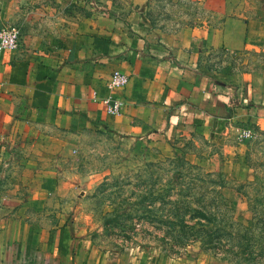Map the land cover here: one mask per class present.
I'll list each match as a JSON object with an SVG mask.
<instances>
[{"label":"crops","instance_id":"crops-1","mask_svg":"<svg viewBox=\"0 0 264 264\" xmlns=\"http://www.w3.org/2000/svg\"><path fill=\"white\" fill-rule=\"evenodd\" d=\"M171 2L182 9L172 24L148 25L135 13L124 21L94 8L71 15L47 56L38 52L45 50V16L56 15L51 3L0 0L1 23L20 29L18 49L0 54V179H28V164L39 176L42 155L27 151L42 148L45 131L94 126L161 151L190 132L264 133V12L256 0ZM115 70L129 82L116 94L124 100L121 114L109 116L100 100ZM22 186L0 185V208L4 202V209L27 211L29 200L12 195L37 192ZM29 222L0 219V264H24L29 252L42 264L45 246L28 240ZM67 239L52 264L72 263Z\"/></svg>","mask_w":264,"mask_h":264},{"label":"rangeland","instance_id":"rangeland-1","mask_svg":"<svg viewBox=\"0 0 264 264\" xmlns=\"http://www.w3.org/2000/svg\"><path fill=\"white\" fill-rule=\"evenodd\" d=\"M46 2L58 15L45 16L48 20L41 38L45 50L38 53L47 56L56 52L54 42H59L70 16H83L90 8L124 21L135 13L148 25L172 24L182 10L176 9L171 0ZM254 3L264 12V0ZM6 27L9 26L0 21V29ZM15 27L20 34L19 27ZM250 131L248 139H239L234 130L218 136L190 132L163 151L148 141L123 138L94 126L45 131L40 139L42 148L27 151L29 155H42L35 164L39 176L35 178L28 164V179H0L6 189L14 190L25 183L32 192L36 191L37 194L12 195L15 200L28 199L30 208L23 211L13 205L12 210L6 204L4 209L3 202L0 219L16 215L30 220L25 231L34 245L45 246L42 264H52L58 257L57 249L68 244V237L74 242L71 264H235L228 258L233 252L225 245L211 251L202 249L199 241L176 244L178 229H169L162 221H171L169 210L179 200V192L190 187L191 196L183 200L191 207L206 205L220 220L218 212L223 210V203L214 196L218 189L190 182L192 178L207 180L206 175L212 174L213 180L225 183L220 193L231 209L226 212L230 221L250 226L252 199L264 185V133ZM145 207L155 211L157 221L151 219L153 215L146 217ZM31 255L29 252L24 264H37ZM59 260L62 264L64 259ZM258 264H264V259Z\"/></svg>","mask_w":264,"mask_h":264},{"label":"trees","instance_id":"trees-1","mask_svg":"<svg viewBox=\"0 0 264 264\" xmlns=\"http://www.w3.org/2000/svg\"><path fill=\"white\" fill-rule=\"evenodd\" d=\"M190 168L192 166L188 165ZM212 174H207L206 179L192 178L190 182H200L201 184L218 189L214 192L215 199L222 202V211L219 209L220 220H217L215 214H211L206 205L189 206L190 202L184 201L191 196V187L184 192H179V200L174 204V208L169 210L171 221H162L169 225V229H178L175 234L174 242L178 245H186L189 241H199L204 250L214 251L223 245L228 247L229 252H233L230 258L235 264H258L264 259V185L257 190L252 199L253 205L249 211L251 213L250 226L231 222V218L226 215L231 211L228 202L220 193L225 187V183L211 178ZM179 177H181L179 175ZM255 179V177H254ZM257 180V178H256ZM181 181V180H180ZM190 183V184H191ZM189 186V184H187ZM205 196L201 194L200 197ZM144 203V199L140 201ZM153 202H151L152 204ZM199 203V202H198ZM150 204V205H151ZM154 210L144 208L146 217H152L157 221ZM150 216H147V215ZM168 217V216H167ZM159 221V220H158ZM189 222H194L190 225ZM172 233V231L170 232ZM225 242V243H224Z\"/></svg>","mask_w":264,"mask_h":264},{"label":"built area","instance_id":"built-area-1","mask_svg":"<svg viewBox=\"0 0 264 264\" xmlns=\"http://www.w3.org/2000/svg\"><path fill=\"white\" fill-rule=\"evenodd\" d=\"M19 31L14 26L0 29V54L16 51L19 47ZM129 78L120 71H112L107 82L108 95L100 100L104 111L109 116H119L124 107V100L117 96V92L124 89ZM94 100L96 96L94 95ZM264 118V115H263ZM251 137L250 130H243L239 133V139Z\"/></svg>","mask_w":264,"mask_h":264}]
</instances>
